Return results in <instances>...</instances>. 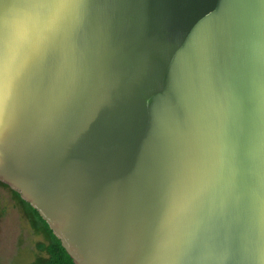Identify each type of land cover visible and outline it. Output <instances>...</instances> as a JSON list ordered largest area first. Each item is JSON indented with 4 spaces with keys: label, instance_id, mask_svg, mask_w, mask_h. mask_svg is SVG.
<instances>
[{
    "label": "water",
    "instance_id": "1",
    "mask_svg": "<svg viewBox=\"0 0 264 264\" xmlns=\"http://www.w3.org/2000/svg\"><path fill=\"white\" fill-rule=\"evenodd\" d=\"M59 4L0 84V182L73 264H264V0Z\"/></svg>",
    "mask_w": 264,
    "mask_h": 264
},
{
    "label": "clouds",
    "instance_id": "2",
    "mask_svg": "<svg viewBox=\"0 0 264 264\" xmlns=\"http://www.w3.org/2000/svg\"><path fill=\"white\" fill-rule=\"evenodd\" d=\"M58 9L59 4L53 3L0 22V84L45 45L57 24Z\"/></svg>",
    "mask_w": 264,
    "mask_h": 264
},
{
    "label": "rangeland",
    "instance_id": "3",
    "mask_svg": "<svg viewBox=\"0 0 264 264\" xmlns=\"http://www.w3.org/2000/svg\"><path fill=\"white\" fill-rule=\"evenodd\" d=\"M28 206L0 185V264H36L49 238ZM39 227V228H38Z\"/></svg>",
    "mask_w": 264,
    "mask_h": 264
},
{
    "label": "trees",
    "instance_id": "4",
    "mask_svg": "<svg viewBox=\"0 0 264 264\" xmlns=\"http://www.w3.org/2000/svg\"><path fill=\"white\" fill-rule=\"evenodd\" d=\"M0 185L7 188L4 184L0 182ZM15 193V192H14ZM16 194V197L20 200V202L26 204L30 211L33 213L34 217L38 222H41L42 226L39 229H42L48 236L49 240L47 244H40L38 245V249L44 253V256H39L36 264H73L71 258L68 256L64 248L62 247L60 241L58 238H56V235L53 234V232L49 229L47 224L42 220V218L39 216V214L32 209L26 202H24L20 196Z\"/></svg>",
    "mask_w": 264,
    "mask_h": 264
}]
</instances>
